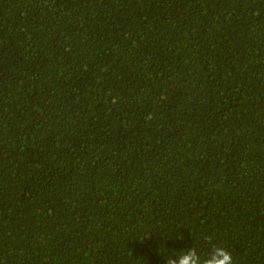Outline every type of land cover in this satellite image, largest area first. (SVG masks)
<instances>
[{
    "label": "trees",
    "instance_id": "16d2710c",
    "mask_svg": "<svg viewBox=\"0 0 264 264\" xmlns=\"http://www.w3.org/2000/svg\"><path fill=\"white\" fill-rule=\"evenodd\" d=\"M209 236L264 264V0H0V264Z\"/></svg>",
    "mask_w": 264,
    "mask_h": 264
},
{
    "label": "clouds",
    "instance_id": "9594fccd",
    "mask_svg": "<svg viewBox=\"0 0 264 264\" xmlns=\"http://www.w3.org/2000/svg\"><path fill=\"white\" fill-rule=\"evenodd\" d=\"M182 239V237H177ZM208 242V250L206 253L198 252L196 247L173 251L163 254L159 253L164 264H236V260L232 252L221 245L216 244L212 237L205 238Z\"/></svg>",
    "mask_w": 264,
    "mask_h": 264
}]
</instances>
